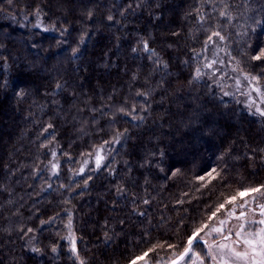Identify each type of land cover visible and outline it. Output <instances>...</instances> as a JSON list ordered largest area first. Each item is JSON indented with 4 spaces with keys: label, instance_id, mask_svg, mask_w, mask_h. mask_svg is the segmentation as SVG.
Segmentation results:
<instances>
[{
    "label": "trees",
    "instance_id": "obj_1",
    "mask_svg": "<svg viewBox=\"0 0 264 264\" xmlns=\"http://www.w3.org/2000/svg\"><path fill=\"white\" fill-rule=\"evenodd\" d=\"M261 49L264 0H0V264H130L160 244L158 263L264 185V117L220 79L264 93Z\"/></svg>",
    "mask_w": 264,
    "mask_h": 264
},
{
    "label": "snow or ice",
    "instance_id": "obj_2",
    "mask_svg": "<svg viewBox=\"0 0 264 264\" xmlns=\"http://www.w3.org/2000/svg\"><path fill=\"white\" fill-rule=\"evenodd\" d=\"M196 11L199 12V9H197ZM219 15L221 17H225L229 20L231 19V15L227 11L222 10L219 12ZM108 19L111 20L112 17L109 16ZM200 20L203 21L204 17L200 16ZM256 23L260 24L261 21H256ZM213 37H218L220 40L225 39V37L223 35H221V33L219 31H213L208 36V40L206 41V43L211 42ZM144 50L148 51L147 43H144ZM74 51H76V50L74 49ZM133 51H135V49H133ZM153 55H155V52H153ZM251 59L253 61L264 60V49H261L258 54L253 55L251 57ZM214 63H215V61H212V62L206 64L205 67L211 68ZM165 67H166V65H165ZM200 76H201L200 69H197L195 78L198 79ZM244 79L248 80L249 83H251L252 81H259L260 77L251 75L249 73H245ZM236 84L239 87L240 80H237ZM58 87H59V85H58ZM253 90L256 91L258 94H260L262 99H264V93H261L259 88H255ZM144 95H146V94H144ZM224 95L227 96V95H229V93L225 92ZM121 111H123V109ZM133 111H135V109H133ZM256 114H259V116L264 117V109L257 107L256 108ZM49 127H51V125H49ZM122 135H123V133H118L116 139H118V137L122 136ZM105 143H108V141H106ZM53 156H55V153H53ZM102 160H103V156L98 151L96 154V166H97V168L100 167ZM86 163H87V161H85V164ZM52 167H53V170H55L57 168V165L53 164ZM83 171H84V168L81 167L80 172L82 173ZM213 171H215V170H213ZM174 175H175V173H174ZM89 179H91V177H89ZM200 179L203 180L204 178L200 177ZM85 185H87V180L85 181ZM253 193L264 194V185H261L260 187L245 189L244 191L239 192L238 195L243 197L245 195H249V194H253ZM236 199H237L236 196H231V197L227 198L224 203H220L217 206L216 210L212 212L209 219L216 217L218 212H220L222 209H225L226 204H233L236 201ZM144 202L148 203L147 200H145ZM245 203H247V202H245ZM240 207L243 209L245 207V205L242 204V205H240ZM258 207H259V215H260V217H262L258 221L257 220L249 221L247 219L245 211H240L239 215H236L235 207L232 210L228 211L227 214L229 217H235L238 220L244 221L243 223L239 224L238 229L234 233L228 232L227 234H225L224 226L228 223L227 220H220L219 221V225H220L219 227H212L210 229V231L208 232V235H211L212 233L221 234V235H223V239L225 241L231 242V243H220V244L215 245V247L218 250H226V252H227V255H221L219 257V264H232L233 259L237 262L243 261V264H264V227H260L256 231H247V232L245 231L246 226L250 227L252 224H259V225L264 226V204H260V205H258ZM70 226H71V221H69V227ZM208 228H209V225L204 224L201 228L195 230L192 233V235L187 240V246L184 248L183 253L179 256L180 260H183L192 251L194 241L197 243L203 242V243L207 244V241H203V237L200 236V233L204 232L205 229H208ZM31 231H32V229H28V232H31ZM233 235L235 236V240H233ZM162 246L163 245H160V244L155 245L153 248L149 249L147 252H144L141 256H138L135 259H133L130 262V264H137V261L138 260H144L145 257H147L149 255V252L154 251L155 248L162 247ZM168 247L171 248L174 246L168 245ZM212 247H213L212 245H209V250H210L209 254L210 255H211V248ZM240 247H243L244 250L243 251L238 250V248H240ZM33 251L38 252L39 249H33ZM52 251L55 252L56 248L53 247ZM71 251L74 254H77L74 239L72 240ZM77 258H78V254H77ZM211 258L213 260L218 259L216 256H211ZM196 260L199 261V264H204V260L199 255L196 256ZM81 264H83V261H81ZM172 264H177V261L173 260Z\"/></svg>",
    "mask_w": 264,
    "mask_h": 264
},
{
    "label": "rangeland",
    "instance_id": "obj_3",
    "mask_svg": "<svg viewBox=\"0 0 264 264\" xmlns=\"http://www.w3.org/2000/svg\"><path fill=\"white\" fill-rule=\"evenodd\" d=\"M226 75L227 76H222L220 79H224V82L221 83V86L224 89V93L227 92L229 95H225L227 98L237 100L241 103H243L244 107L246 108L247 112L253 115H259L256 114V108L259 107L261 109H264V99H262L261 95L258 94L256 91L253 89L259 88L260 87L252 81L249 83L248 80L244 79L243 75H239L234 72H228ZM240 80L239 87L236 84V81ZM261 93L263 91L260 89ZM100 152V154L103 156V160L105 157V152L103 148L98 149L95 153V155L92 158H87L86 161L82 164L81 167L86 168L89 164H93L95 167L96 166V154L97 152ZM101 161V164L103 162ZM100 164V165H101ZM81 173V172H78ZM247 202V203H245ZM245 205V207L242 209L240 205ZM264 204V194L261 193H253L249 195H245L241 197V200L237 202L230 210H232L235 207L236 210V215H239L240 211H245L247 219L249 221L251 220H259L262 217L259 215V207L258 205ZM254 210V211H253ZM228 213V212H227ZM225 213L221 218L217 219L209 228L202 234L201 237H203V240L207 241V244H200L196 246L195 248L192 249V251L189 253L187 257H185L183 260H181L178 264H199V261L196 260V256L199 255L203 260L204 264H219V257L221 255H227L226 250H218L215 245L220 244V243H231L230 241H225L223 239V235L217 234V233H212L211 235H208V232L212 227H219V221L220 220H227L228 223L224 226L225 234L228 232H235L238 229L239 224L243 223V220H238L235 217H229L228 214ZM260 227H264L259 224H252L250 227L246 226L245 231H256ZM75 240L74 235L70 234L69 235V240H70V246L72 248V240ZM233 240H235V236L233 235ZM76 243V240H75ZM209 245H212L213 247L211 248V255L209 254ZM238 250L243 251L244 248L240 247ZM211 256H216L218 259L213 260ZM174 257H169L166 260H163L158 263L154 264H168ZM137 264H151L148 261L142 260L139 261ZM232 264H243V261H235L234 259L232 260Z\"/></svg>",
    "mask_w": 264,
    "mask_h": 264
},
{
    "label": "water",
    "instance_id": "obj_4",
    "mask_svg": "<svg viewBox=\"0 0 264 264\" xmlns=\"http://www.w3.org/2000/svg\"><path fill=\"white\" fill-rule=\"evenodd\" d=\"M203 241H205V240H203ZM200 243H202V244H205V243H203V242H200ZM195 244H199V243H197V242H195L194 241V244H193V246L195 245ZM184 251V250H183ZM183 251L179 254V255H177L176 257H174L168 264H172V261L173 260H176L177 261V264L181 261L180 259H179V256L183 253Z\"/></svg>",
    "mask_w": 264,
    "mask_h": 264
}]
</instances>
